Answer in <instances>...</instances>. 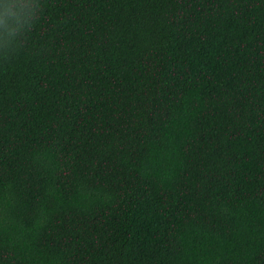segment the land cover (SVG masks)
<instances>
[{
	"label": "trees",
	"instance_id": "trees-1",
	"mask_svg": "<svg viewBox=\"0 0 264 264\" xmlns=\"http://www.w3.org/2000/svg\"><path fill=\"white\" fill-rule=\"evenodd\" d=\"M0 48V264H264V0H35Z\"/></svg>",
	"mask_w": 264,
	"mask_h": 264
},
{
	"label": "clouds",
	"instance_id": "clouds-1",
	"mask_svg": "<svg viewBox=\"0 0 264 264\" xmlns=\"http://www.w3.org/2000/svg\"><path fill=\"white\" fill-rule=\"evenodd\" d=\"M35 0H0V48L10 51L38 19Z\"/></svg>",
	"mask_w": 264,
	"mask_h": 264
}]
</instances>
